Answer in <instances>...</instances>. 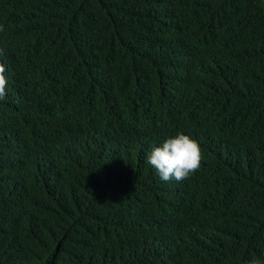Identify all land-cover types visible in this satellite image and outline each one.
Here are the masks:
<instances>
[{
  "label": "trees",
  "instance_id": "trees-1",
  "mask_svg": "<svg viewBox=\"0 0 264 264\" xmlns=\"http://www.w3.org/2000/svg\"><path fill=\"white\" fill-rule=\"evenodd\" d=\"M0 264H264V0H0ZM183 132L200 168L146 162Z\"/></svg>",
  "mask_w": 264,
  "mask_h": 264
},
{
  "label": "clouds",
  "instance_id": "clouds-1",
  "mask_svg": "<svg viewBox=\"0 0 264 264\" xmlns=\"http://www.w3.org/2000/svg\"><path fill=\"white\" fill-rule=\"evenodd\" d=\"M3 26H0L2 32ZM0 49V56H3ZM6 67L0 62V100H3L6 92L7 79ZM146 162L151 165L163 181H183L200 168L201 149L199 143L183 132L170 136L147 154ZM247 264H261L260 260L253 257Z\"/></svg>",
  "mask_w": 264,
  "mask_h": 264
}]
</instances>
